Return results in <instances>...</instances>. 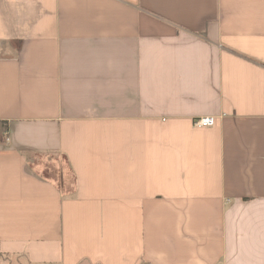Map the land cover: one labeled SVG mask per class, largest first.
Masks as SVG:
<instances>
[{
  "label": "crops",
  "instance_id": "obj_1",
  "mask_svg": "<svg viewBox=\"0 0 264 264\" xmlns=\"http://www.w3.org/2000/svg\"><path fill=\"white\" fill-rule=\"evenodd\" d=\"M0 264H264V0H0Z\"/></svg>",
  "mask_w": 264,
  "mask_h": 264
},
{
  "label": "built area",
  "instance_id": "obj_2",
  "mask_svg": "<svg viewBox=\"0 0 264 264\" xmlns=\"http://www.w3.org/2000/svg\"><path fill=\"white\" fill-rule=\"evenodd\" d=\"M215 124V118L213 117H200L195 120L194 125L196 127H211ZM3 139L5 142L9 141L8 132H4Z\"/></svg>",
  "mask_w": 264,
  "mask_h": 264
},
{
  "label": "rangeland",
  "instance_id": "obj_3",
  "mask_svg": "<svg viewBox=\"0 0 264 264\" xmlns=\"http://www.w3.org/2000/svg\"><path fill=\"white\" fill-rule=\"evenodd\" d=\"M39 158L40 159H43V157L42 156H39ZM57 159H59L60 160V157L58 158H54L53 157V159L51 160V162L53 161V160H57ZM59 162V161H58ZM58 170V169H57ZM59 173L60 172H57L56 171V169H49V170H47L43 175L44 176H46V177H49V178H53V179H55V180H58L59 181V178H61V176L59 175ZM69 175V179L72 181V179H71V177H70V174H68ZM68 183H69V188H70V190L69 191H71L72 189H73V183L72 182H69V180H68ZM64 187V186H63Z\"/></svg>",
  "mask_w": 264,
  "mask_h": 264
},
{
  "label": "trees",
  "instance_id": "obj_4",
  "mask_svg": "<svg viewBox=\"0 0 264 264\" xmlns=\"http://www.w3.org/2000/svg\"><path fill=\"white\" fill-rule=\"evenodd\" d=\"M44 177H46V176H44Z\"/></svg>",
  "mask_w": 264,
  "mask_h": 264
}]
</instances>
